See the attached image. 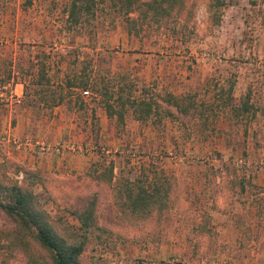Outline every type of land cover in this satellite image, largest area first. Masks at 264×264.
<instances>
[{
    "label": "rangeland",
    "instance_id": "obj_1",
    "mask_svg": "<svg viewBox=\"0 0 264 264\" xmlns=\"http://www.w3.org/2000/svg\"><path fill=\"white\" fill-rule=\"evenodd\" d=\"M224 2L212 9L208 0H189L194 13L188 21L172 18L128 35L99 0L95 18L77 35L67 29V0H0V111L9 106L32 116V133L45 129L41 139L8 136L5 142L18 151L32 146L80 159L75 165L85 169L66 176L17 162L3 151L4 137L0 165L19 183L23 176L13 174L14 166L40 170L42 182L33 191L71 234L81 235L73 213L96 201L102 230L91 231L80 264H264V0ZM43 65L53 85L60 71L88 73L92 65L103 83L118 84L124 97L133 89L156 103V112L139 123L128 111L118 123L90 93L84 108L38 112L37 102L27 105L20 81ZM13 82L21 85L16 91ZM230 87L235 103L250 105L237 118L217 109ZM167 93L208 101L211 108L203 116H167ZM69 142L78 150H68ZM42 143L64 148L48 152ZM110 162L115 178L166 186L169 208L159 221L120 219L113 183L98 176ZM12 226L0 211V230Z\"/></svg>",
    "mask_w": 264,
    "mask_h": 264
},
{
    "label": "trees",
    "instance_id": "obj_2",
    "mask_svg": "<svg viewBox=\"0 0 264 264\" xmlns=\"http://www.w3.org/2000/svg\"><path fill=\"white\" fill-rule=\"evenodd\" d=\"M109 4V13L121 19L128 35L141 30L143 26L165 25L175 18L183 22L192 18L194 4L189 0H100ZM99 0H67L64 10L65 22L69 31L81 35L85 24L95 18ZM226 6L224 0H208V7L219 9ZM140 21V22H139ZM137 23H139L137 25ZM79 56V52L77 53ZM91 64V61H89ZM27 81L22 77L23 97L30 99L27 105L37 102L36 110L50 112L59 106H65L70 111L87 106L83 92L93 94L104 109L108 118H116L122 123L126 112L131 111L134 120L143 123L156 112L157 105L149 99L134 96L133 89L124 97L122 88L117 85L105 84L91 65L88 73L77 67L60 71V79L55 85L51 77L46 75L45 65L34 75L29 71ZM90 91V92H89ZM230 94L227 99H221L217 106L219 112H229L237 118L241 112L248 111L247 102L235 103ZM93 102V98L91 99ZM189 95L167 93L163 99L166 105L165 114L173 117L175 114L188 116H203L210 110L208 101L196 104ZM35 107H33L34 109ZM264 115V104L261 110ZM109 170L98 173L99 177H109L115 191V207L118 214L129 222L148 221L154 217L159 221L168 208V190L159 181L130 180L115 178L113 165ZM10 167H13L12 165ZM14 175L22 174L21 182H17L0 165V211L13 224L6 231L0 230V264H11L10 261L22 258L23 264H80V257L90 242L91 231L102 230L97 226L95 207L96 201H91L83 210L74 212L81 235L71 234L61 225L53 222L43 208V203L33 191L41 184V172L38 169L28 170L14 166ZM96 240L100 236L96 235Z\"/></svg>",
    "mask_w": 264,
    "mask_h": 264
},
{
    "label": "crops",
    "instance_id": "obj_3",
    "mask_svg": "<svg viewBox=\"0 0 264 264\" xmlns=\"http://www.w3.org/2000/svg\"><path fill=\"white\" fill-rule=\"evenodd\" d=\"M9 82L2 85V88L8 87ZM21 86L17 82H13L14 90ZM17 95V94H16ZM3 111H0V137H4V142L2 143L3 151L6 152L9 158L20 163H26L28 165H33L36 168H41L48 172L63 171V174L70 176L72 174H79L77 170L82 172L85 169V165L82 167L76 166V162L80 159H74L73 157L62 156L61 158H56L54 155H44L38 151H33L35 147H28L27 150H15L13 146H10L8 142H5L6 137L12 136L17 140H31L30 138L40 137L44 134V130L32 133V129L29 126L32 121L30 117L22 114H15L11 107L5 106ZM57 109V108H56ZM49 132V128H47ZM57 137V135H56ZM1 139V138H0ZM34 148V149H33ZM34 152V155L31 153ZM63 160V162L61 161Z\"/></svg>",
    "mask_w": 264,
    "mask_h": 264
},
{
    "label": "built area",
    "instance_id": "obj_4",
    "mask_svg": "<svg viewBox=\"0 0 264 264\" xmlns=\"http://www.w3.org/2000/svg\"><path fill=\"white\" fill-rule=\"evenodd\" d=\"M83 96L84 97H87L88 96V92H83ZM68 150L70 151H75V150H78V148L76 147L75 143L73 142H69L66 144L65 146ZM64 147H62V145H58L57 147L55 148H50V146L46 145L45 143H42L41 144V149L44 150V151H53V152H56V153H60V151L63 149Z\"/></svg>",
    "mask_w": 264,
    "mask_h": 264
}]
</instances>
